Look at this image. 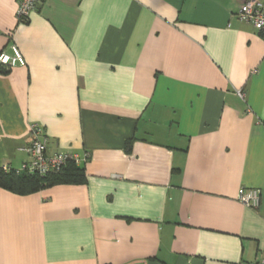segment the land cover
I'll return each instance as SVG.
<instances>
[{
	"label": "crops",
	"instance_id": "0c3cea01",
	"mask_svg": "<svg viewBox=\"0 0 264 264\" xmlns=\"http://www.w3.org/2000/svg\"><path fill=\"white\" fill-rule=\"evenodd\" d=\"M19 1L0 0V52L26 62L0 70V167L22 169L38 124L87 182L0 187V264L264 260V35L245 0H45L27 23Z\"/></svg>",
	"mask_w": 264,
	"mask_h": 264
},
{
	"label": "built area",
	"instance_id": "2783aa9c",
	"mask_svg": "<svg viewBox=\"0 0 264 264\" xmlns=\"http://www.w3.org/2000/svg\"><path fill=\"white\" fill-rule=\"evenodd\" d=\"M45 0H20L17 10V18L19 22L27 23L34 11ZM241 20L251 22L264 35V3L261 0H245L238 12ZM12 53L0 52V65L6 69H12L17 65H24L25 58L16 44L11 46ZM239 95L244 93L239 90ZM31 141L25 150L29 154V160L23 164V171L39 172L45 174L49 171L59 170L69 160H75L81 164L82 158L72 152H56L47 153L48 138L42 132V128L38 124L31 125ZM8 169V166H4ZM238 198L241 202L250 207H257L261 199V190L257 188H240ZM245 264H264V260L251 261Z\"/></svg>",
	"mask_w": 264,
	"mask_h": 264
},
{
	"label": "trees",
	"instance_id": "16d2710c",
	"mask_svg": "<svg viewBox=\"0 0 264 264\" xmlns=\"http://www.w3.org/2000/svg\"><path fill=\"white\" fill-rule=\"evenodd\" d=\"M3 73H8L0 65ZM127 150L131 152L132 141H127ZM87 182L86 169L75 160H69L59 170L49 171L45 174L27 172L13 168L0 167V187L19 195H28L45 187L59 184H85Z\"/></svg>",
	"mask_w": 264,
	"mask_h": 264
}]
</instances>
